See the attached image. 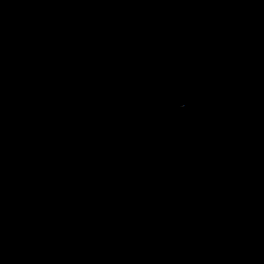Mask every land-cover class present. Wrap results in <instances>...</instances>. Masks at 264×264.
<instances>
[{
	"label": "water",
	"instance_id": "95a60500",
	"mask_svg": "<svg viewBox=\"0 0 264 264\" xmlns=\"http://www.w3.org/2000/svg\"><path fill=\"white\" fill-rule=\"evenodd\" d=\"M0 264H264V0H0Z\"/></svg>",
	"mask_w": 264,
	"mask_h": 264
}]
</instances>
